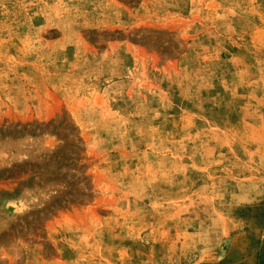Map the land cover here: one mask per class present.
<instances>
[{"label":"rangeland","instance_id":"obj_1","mask_svg":"<svg viewBox=\"0 0 264 264\" xmlns=\"http://www.w3.org/2000/svg\"><path fill=\"white\" fill-rule=\"evenodd\" d=\"M111 1L0 0V264L264 263V0Z\"/></svg>","mask_w":264,"mask_h":264},{"label":"crops","instance_id":"obj_2","mask_svg":"<svg viewBox=\"0 0 264 264\" xmlns=\"http://www.w3.org/2000/svg\"><path fill=\"white\" fill-rule=\"evenodd\" d=\"M108 4L109 7H111L113 9V17H116L115 20L112 21V23L107 26V28L104 30L107 33H112L114 35H121L124 36L126 35V32L129 31L130 28H135L138 29L140 27V25H138V23H131L129 24L128 22L123 23L120 22L121 19H119L117 16L118 14L116 13V11H122L120 7H118L114 2H112L111 0H108ZM135 8H132V10ZM97 29V27H90V30H95ZM261 249L264 250V245L261 246ZM251 264H264V263H257V262H253Z\"/></svg>","mask_w":264,"mask_h":264}]
</instances>
